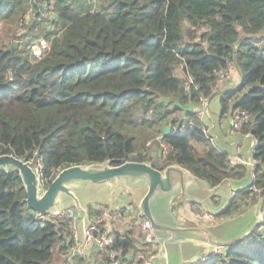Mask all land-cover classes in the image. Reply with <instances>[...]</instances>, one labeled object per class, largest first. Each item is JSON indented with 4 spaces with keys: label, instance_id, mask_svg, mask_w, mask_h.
Instances as JSON below:
<instances>
[{
    "label": "trees",
    "instance_id": "obj_1",
    "mask_svg": "<svg viewBox=\"0 0 264 264\" xmlns=\"http://www.w3.org/2000/svg\"><path fill=\"white\" fill-rule=\"evenodd\" d=\"M0 25L24 30L16 47L0 46V156L39 162L45 189L72 166L151 164L164 144L155 169L178 165L210 188L243 179L245 166H231L197 120L200 101L218 96L221 116L230 104L250 115L241 130L255 167L216 220L254 204L253 188L263 196L264 0H0ZM40 39L49 49L35 57L29 46ZM227 69L238 84L213 93L214 72ZM25 199L19 173L0 168V264H50L55 253L83 264L64 257L69 223L37 221ZM115 247L122 258L137 250ZM218 250L196 264H264V224Z\"/></svg>",
    "mask_w": 264,
    "mask_h": 264
},
{
    "label": "water",
    "instance_id": "obj_2",
    "mask_svg": "<svg viewBox=\"0 0 264 264\" xmlns=\"http://www.w3.org/2000/svg\"><path fill=\"white\" fill-rule=\"evenodd\" d=\"M16 46L17 43L12 42L8 50ZM244 166L248 176L245 185L237 187L234 180L226 179L216 187L210 188L207 183L178 165H169L163 170L153 168L148 162L132 161L119 166H110L108 163L93 166L79 165L59 171L43 193H39L36 171L31 162L17 159L12 155L0 156V168L12 167L19 173L26 193V206L35 214V219L41 222L47 220L46 215L65 197L72 201V206L79 218L83 222L86 221V210L80 205L74 193L78 181L95 184L113 182L123 187L129 184V179L133 182H143L147 191L138 204L139 220L149 221L151 233L159 247L157 260L155 259L156 262L151 264L163 261L168 264L171 256L178 257L181 260L180 264L203 262L217 253V249H224L239 243L258 226L264 224V194L258 207L256 219L248 227L242 225L241 218L238 217L230 219L235 223L230 227L226 226L227 223L208 227H186L183 223H178L171 215L170 208L175 206L173 200L176 195H180L190 205L203 206L205 211L212 216L221 215L227 209L232 196L250 187L253 183L251 167L248 164ZM202 182L209 188L207 189ZM202 185L208 192L207 196L202 197L209 196L210 199L219 197L217 192L224 186L223 196L227 202H223L218 208L208 207V198L199 199L193 194L197 189L201 191ZM225 186H229L228 192L225 191ZM125 244L130 248H135V245L127 239H122L121 245ZM188 250H192V254L188 255Z\"/></svg>",
    "mask_w": 264,
    "mask_h": 264
},
{
    "label": "built area",
    "instance_id": "obj_3",
    "mask_svg": "<svg viewBox=\"0 0 264 264\" xmlns=\"http://www.w3.org/2000/svg\"><path fill=\"white\" fill-rule=\"evenodd\" d=\"M51 9L52 4L50 3L48 4V10L50 11ZM28 20L29 16L26 17L25 21L28 22ZM32 20H34V17L32 18ZM29 49L32 55H34L35 57H41L46 51H48L49 44L46 41L40 39L32 43V45L29 46ZM230 72L231 71L229 69L218 70L214 72V84L212 86L213 93H216L217 89L223 86L224 83L228 81L231 74ZM208 101L209 100H202L197 106V108H199L197 110V120L199 122H202L203 119L209 117ZM232 116L231 128L234 132L240 131L243 125L249 123L250 120V115L245 111H234ZM203 133L205 137L213 144L214 139L211 136L210 128L205 127V129H203ZM253 147L254 140L249 143L250 154L253 151ZM163 148V156L160 159L156 158L162 165L166 153L171 150V146L164 144ZM228 162L231 166H244L245 164H248L251 167L252 171L255 167V163L253 160H251V158L245 159L241 157L239 145H236L235 154L231 156ZM35 167L38 188H44L46 180L42 176V165L38 162ZM253 191L255 193V196L252 201L261 199L262 190L253 188ZM124 212L125 214L127 212L129 216V214L132 213L133 210L130 207H127L126 209H124ZM121 215L122 209L113 210L109 215H107V212H103V214H101L97 221L93 222L92 224L90 223L89 226L86 227L83 233L82 241H79L74 234V232H76L77 216L76 211L73 207L69 209L51 210L46 215V219H51L53 221L60 220L69 223V229L73 233L74 241L72 247L67 251L65 255V259L69 263H72L73 261L78 259L85 261L86 251L93 244L96 252L102 258L107 259L106 264H151L158 253V247L151 233V226L149 221L145 219L138 220L137 226L133 231L134 241L132 240L131 242L125 237V235L121 236L114 230L106 231L105 229H103L102 222L104 218L112 216L113 218L120 219ZM197 217H200L199 214L197 215ZM122 239H127L130 243L137 247L136 251L131 250L125 258H122L120 250L115 247L117 241L119 240L121 242ZM144 246L148 247L147 251L142 250V247Z\"/></svg>",
    "mask_w": 264,
    "mask_h": 264
},
{
    "label": "rangeland",
    "instance_id": "obj_4",
    "mask_svg": "<svg viewBox=\"0 0 264 264\" xmlns=\"http://www.w3.org/2000/svg\"><path fill=\"white\" fill-rule=\"evenodd\" d=\"M33 17L34 16L29 17V19H32ZM205 30H206L205 28L201 29L200 31H198L197 35H200ZM22 33H24V30L22 29V27L18 28V29L17 28L12 29L11 32H6L5 26L0 25V46H4V47L8 46L9 42H11V41L17 43V41L12 40V38L14 35L18 37ZM15 36H14V38H15ZM196 40H199V38H197ZM230 73H231L230 78H233L237 74L235 69L232 70V72H230ZM224 84H226V83H224ZM208 102H209V107H208L209 118L203 119V123L208 128L211 129L210 130L211 136L214 139L213 145L222 152H227L228 154L233 152V154H234L235 153L234 147H235V144L237 143L236 141L240 140L239 139L240 134L241 135H244V134L242 133V130L238 131L239 135L238 134H230V132H229V127L231 126L230 121H232V117H233L232 116L233 112L231 110L232 104H230L228 112L225 115H223V118H225V120H223L222 116H221V104L219 101V97L215 96V97L211 98ZM248 146H249V139L247 138L245 140H242V143H241L242 154L246 153V151H248ZM150 162H151V164H155L156 166L162 165L160 163V161L156 159V157H153L152 160H150ZM35 168L36 167L33 166V169H35ZM128 181H129V184L125 187L118 186L113 182H110V184H95V183H91L88 181H78V182H76V187H75L74 193H75L77 199H79V202L81 203L82 207L86 206V204H99V205L113 206L115 203V200L118 198H121L120 196H122L124 202H131V203L136 204V203H138L139 198L144 191L143 185L141 184V182H133L131 179H129ZM202 184L206 185L204 182H202ZM206 187H207V189L209 188L207 185H206ZM225 189H226L225 191L228 192L229 186H225ZM44 190H45V188H40L39 193H43ZM223 190H224V186H222V188H220V190L217 192V195L219 197H215V199H210L209 196L206 197V198H208L207 199L208 200V207H217L218 208L223 202L224 203L227 202V200L223 196ZM193 194H194V196H196L199 199H206V198H203L202 196H207L208 192L206 191V189L202 185V190L200 191L199 189H197L193 192ZM181 200H184V199L181 197ZM212 200H217L218 204L213 203ZM259 201H260V199L255 200L254 201L255 205L254 204L250 205V206H253V208L250 211L247 210V208H249L250 206L246 205L243 202V204H241L242 206L239 208L238 212L236 213V216H234L232 218L221 219V220H219V219L216 220L215 218L209 216L206 211L202 210V208H204V207L201 205H199L198 208H196V205H195L191 210L193 212H199V216H200L199 218H201L202 220H199L200 222H197L198 225H203V224L204 225H209V224H213V225L220 224L221 225L223 223H227L226 226L230 227V226H233L235 224L234 220H230V219H234V218L238 217V218H241V224L248 227L256 219ZM71 203H72V201L69 198L65 197L62 199L61 203L58 206L63 207V208L69 207V206H71ZM108 209H111V207ZM108 209H106V210H108ZM204 210H205V208H204ZM174 211H175V209L170 208L171 215L174 218H177V215ZM101 214H102L101 212H98L95 215L97 217H100ZM142 250L147 251L148 247L144 246V247H142ZM50 264H63V256H61V255L57 256L55 253L54 258L52 259Z\"/></svg>",
    "mask_w": 264,
    "mask_h": 264
},
{
    "label": "crops",
    "instance_id": "obj_5",
    "mask_svg": "<svg viewBox=\"0 0 264 264\" xmlns=\"http://www.w3.org/2000/svg\"><path fill=\"white\" fill-rule=\"evenodd\" d=\"M238 82H239V76H234L233 78L229 79L226 82V84L223 85V89H229L228 87L232 88L233 86L237 85ZM206 118H209V117H206ZM222 119L225 120V118H223V116H222ZM230 123H231V121H230ZM202 124H203L204 127H207L203 122H202ZM229 132H230V134H238V131L234 132L232 130L231 126L229 127ZM247 138L249 139V143L251 141H253L252 137L249 134H245V135H241L240 134L239 135V139L240 140H237L236 141L237 143L235 144V147H236V145L240 146V155H241V157H243L245 159L251 158V156L249 154V146H248V151H246V153L242 154V152H241L242 140H245ZM220 152H222V151H220ZM224 153H226L228 155L229 159L231 158L232 155L235 154V153L233 154V152H231L230 154H228L227 152H224ZM247 181H248V176H247V170H246V176L243 179L237 180V181H234V182L237 185V187H241V186L245 185ZM141 184L143 185L144 191H143L142 195L140 196L138 203H136V204L131 203L129 205V207L133 210V212L130 213L129 216H128L127 212H126V214L124 212V209L127 208V203H129V202H124L122 196H120L121 198H118V199L115 200V203H114L113 206H106V205H99V204H86V206H83V208L86 210V207L88 205H90V206H93V208H95L97 213L101 212L103 214V212H107V215L112 213L113 210L122 209V215L120 216V219L113 218L112 216H108V217L104 218V220L102 222L103 223V229H105L106 231L114 230L117 233H119V235H121V236L126 235V233L130 234V232H133L135 230V228L137 226V222L139 220L138 204H139L140 200L142 199V197L144 196V194L147 191L146 185L143 182H141ZM231 195H232V193H231ZM173 202L175 203V206L172 207V209H175L174 212L177 215V218H175V219H176V221L178 223L181 222L186 227H191V226L208 227V226H212L213 225V224L198 225L197 222H200L199 220H202L201 218L197 217L199 212H193L191 209L194 207V205L191 206L185 200H181V196L180 195H176L174 197ZM260 202H261V199H260L258 205L260 204ZM80 205H81V203H80ZM72 207L73 206H72V203H71V206H69V207H64V208L61 207V208L56 209V210L69 209V208H72ZM110 207H111V209H108ZM196 208H198V206H196ZM252 208H253V206H250L248 208V211H250ZM106 209H108L109 211L106 210ZM202 210L205 211L203 208H202ZM86 213H87V211H86ZM76 215H77V212H76ZM208 215L213 217V218H215V219L217 217V216L216 217L212 216L209 213H208ZM98 218L99 217H97L95 214L91 215V217H89L88 214H87L86 221L83 222L82 219L79 218V216L77 215L76 232H74V234H75L76 238L79 241H82L83 233H84V230L86 229V227L89 226L90 223L92 224L93 222L97 221ZM157 247H158V245H157ZM158 249H159V247H158ZM217 251H220V250L217 249ZM190 254H192V250H188V255H190ZM156 258H157V255H156L155 259ZM169 258H170V261H169L168 264H180L181 263V260L178 257L171 256ZM155 259H154L153 262H156L157 259L156 260ZM63 261H64V259H63ZM106 261H107V259L106 258H102L96 252V250L94 248V245L92 244L86 251V259H85V261H83V264H106ZM67 263H69V262H67ZM153 264H155V263H153ZM156 264H166V263L163 261V262H157Z\"/></svg>",
    "mask_w": 264,
    "mask_h": 264
},
{
    "label": "bare ground",
    "instance_id": "obj_6",
    "mask_svg": "<svg viewBox=\"0 0 264 264\" xmlns=\"http://www.w3.org/2000/svg\"><path fill=\"white\" fill-rule=\"evenodd\" d=\"M258 207H259V205H258ZM59 208H61V207H59V206H54L51 210H56V209H59Z\"/></svg>",
    "mask_w": 264,
    "mask_h": 264
}]
</instances>
